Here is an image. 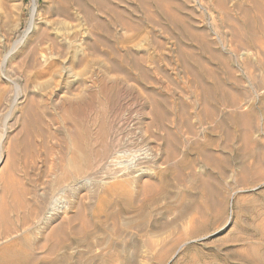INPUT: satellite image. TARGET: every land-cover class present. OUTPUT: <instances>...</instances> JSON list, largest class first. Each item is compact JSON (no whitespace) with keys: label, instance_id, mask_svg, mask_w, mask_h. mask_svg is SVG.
I'll return each mask as SVG.
<instances>
[{"label":"rangeland","instance_id":"obj_1","mask_svg":"<svg viewBox=\"0 0 264 264\" xmlns=\"http://www.w3.org/2000/svg\"><path fill=\"white\" fill-rule=\"evenodd\" d=\"M31 17L32 0H0V169L9 159L4 185L26 194L0 232L24 228L62 187L58 163L70 144L63 91L90 78L95 92L106 85L111 95L68 118H103L108 142L129 135L154 143L162 162L169 141L176 153L206 144L211 159L196 170L211 178L210 191L191 166L178 180L168 162L144 179L135 212L101 205L115 182L78 186L66 197L76 207L62 224L65 246L54 255L32 250L34 264H263L253 258L257 243L246 240L264 232V0H38L33 31L16 46ZM92 145L88 159L96 162L100 147ZM164 170L167 192L159 189ZM182 235L193 238L180 246Z\"/></svg>","mask_w":264,"mask_h":264},{"label":"bare ground","instance_id":"obj_2","mask_svg":"<svg viewBox=\"0 0 264 264\" xmlns=\"http://www.w3.org/2000/svg\"><path fill=\"white\" fill-rule=\"evenodd\" d=\"M37 14H38V0H32L31 21L27 27L26 33L24 34L22 39L20 41H18L16 46L21 45L30 36L31 32L33 31V27L35 26V19H36ZM55 40H58V39H55ZM52 47L59 50L60 52H63V45L59 44L58 41L52 42ZM86 47H87V45H86ZM15 50H16V48L12 49L9 56L12 55ZM76 79H78V78H76ZM99 81L103 82L104 80L102 79ZM95 82L96 81L91 80L90 78L86 79L85 81L83 80V83H78V81L74 82V83L71 82L70 86L65 88V90L63 91L64 94L68 95V97L65 99V102H67V103H66V107H65L66 109H64V112H65L67 118L66 117L62 118V120L66 124L70 125L69 127L66 128L67 129L66 132L69 133L70 144L68 142H66L69 144V146L67 145L68 146L67 155L66 156H64V155L60 156L59 163H58L60 165V167H59L60 168V174L58 175L59 177L57 180L59 183H62V185H61L62 187H60V190L57 191V194L55 196H53V193H52V196H53L52 197L50 195L51 193L49 192L50 194H48V196L50 195L51 197L45 196L43 200L41 198V200H42L41 205L38 207V210H36V214L33 218V220L34 219L37 220L36 222H33V220L31 219L32 221L29 220L30 223H28L29 221L27 220V223H23L24 228H21V229H19L17 224H16L15 226H17L18 230L13 231L11 229L13 232L8 230L9 229L8 225L12 222H10L8 224V222L10 220L7 219V216H8L7 212L10 213V211H8V210H11L12 206L15 207V209H17L16 206L17 207L20 206L22 198H23L22 196H24L26 194L22 195L21 191L14 190L15 188L13 189V186L12 187H6L4 185L3 181H4V179H6V176L9 174V168H10V163H11L9 159L5 162L4 166L0 169V177H2V181L0 180V226L5 225L4 222L7 219L8 221L6 220V222L8 224L7 225L8 227L6 229H7V232L8 231L10 232V233H8V235H5L6 232L4 234L2 233V231L0 232V264H34L35 262H37V258L32 253L34 250H46L44 252H47V254H49V255L57 254L59 252L60 248L61 247L63 248L65 246V243H66L65 231L62 228L63 227L62 224L64 223L65 216L69 214L70 210H72L73 208L76 207V202L72 201V200H68L69 198L66 199V197L68 196L67 194L72 192V190H76V188L78 186L94 185V186L99 187V186H106L107 184L115 182L114 184L112 183L113 185H111V186L108 185L109 186L107 189L108 197L106 199H103L101 205H107L108 203L109 204L114 203L116 206H118V208H120V212L122 210L121 213H123V212L129 213L132 210H133V212H135L136 210L134 211V208H136L135 206L140 201V199H139L140 194H141L140 192H146L147 188L149 187V186H147V184H145L144 179L153 175L154 172L156 173V170L160 169L165 163L166 164L171 163V165L173 164V166H174L173 168H175L174 170H176V172L178 174L176 176V177H178V180H179V178L181 179V177H182L183 169L187 166H191L192 167V171L190 173L191 177L201 181L200 187L202 186V191L205 192V194H206V191H210L209 186H210L211 182H209V180H211V178H209L208 175H207L208 177H205V175L199 174L196 170V168L201 164V162L205 163L207 161L206 163H208V161L211 159L212 154L206 148V144L203 148H197V147H195L197 145V141H193V142H195L194 143L195 145L193 147L190 146V148L185 149V151L181 150L182 152L180 151V153L179 152L176 153V151H174V152L171 151V147L173 148L174 144L172 145L170 143L171 141H169L168 144L170 143L172 146H170V144L169 145L165 144V146H164L165 162H162L159 159V155L162 154V153L159 154V152H160L159 147L161 148V146L156 148L153 146L154 143H153V145L151 143H148L147 145L142 146L140 140L137 141L136 139H134L133 137H131L129 135H126L124 138H121V139L117 138L118 140H116L114 138L109 139V142H108L106 140V137H108V135H107L108 134L107 133L108 128L106 129L104 124L102 123L103 118H92L91 121L89 119V121H90V122H88L89 124H87V122L85 123V121L87 119L83 120L84 118L83 119L79 118V117L78 118H71V117L68 118V116L72 115V113H74L75 115L77 113V115H78L80 107L82 108L83 104L87 103L88 106L91 105V107H92L93 104L98 103V101H101L99 94L105 93L107 96L111 95L110 91L112 90V88H108L104 84H103L104 86H102L100 84L101 86H99V90L97 92H95L94 88H95V86H97ZM114 83H115V81H114ZM14 85H15V88H17V90H19V87L16 86V84H14ZM116 85L118 86V84H116ZM231 95H233V94H231ZM55 96L57 97V100H56L57 103L60 101H63V96L61 93L58 92L55 94ZM15 101H18V98ZM101 105H103V103ZM105 106H107V105H105ZM75 117H77V116H75ZM153 119L155 121V118H153ZM103 121H105V118ZM154 121H152L151 123H153ZM107 124H108V122H107ZM105 125H106V123H105ZM106 127H107V125H106ZM133 127H135V126H133ZM93 128L95 131H93ZM167 134H169V133H167ZM153 135H155V133ZM169 135H171V134H169ZM132 136H135V135H132ZM165 136H167V135H165ZM111 137H113V136L111 135ZM108 138H110V137H108ZM164 139H163V141H164ZM166 139H169V138H166ZM201 139H202V137L199 135L194 140H201ZM89 142H90V144H89ZM144 142H146V141H144ZM151 142H154V141H151ZM92 143H93L95 148H97L98 146L100 147L96 151L95 154L93 153L95 155V158H96L95 159L96 162H94L92 160L94 163L90 162V160L88 159L91 156L88 152V150H89L88 147ZM173 143L176 144V142H173ZM160 145H162V144H160ZM174 149L175 148H173L172 150H174ZM62 150H64V149L62 148ZM161 150H163V149H161ZM177 150L179 151L178 148H177ZM59 152L62 153V151H59ZM217 159L218 158L216 157V160ZM0 162H3V159H1ZM218 162H220V161H218ZM173 168H172V170H173ZM57 170H59V169H57ZM168 170H164V171L160 172L161 175L158 174V175H160V177L162 179V182L161 183L159 182L161 184L159 189H160V191H163V192H167L169 190V187H170L169 183L167 182L168 180L166 181L167 176H169L168 174H170L169 171L171 169L169 171ZM217 172L220 174L219 171H217ZM183 173H185V172H183ZM11 175H13V174H11ZM200 181H198V183ZM7 182L10 183V181H8V180H7ZM15 182H19V181L15 180ZM179 182H181V180ZM184 184H182V185L184 186ZM21 187L23 189L21 188L20 190H24V187L23 186H21ZM55 188H57V186ZM187 188H189V187L187 186ZM25 189H26V187H25ZM215 191H213V192H215ZM207 193L209 194V192H207ZM89 194H91V193H89ZM27 195H28V193H27ZM25 197L26 196H24V198ZM225 200L226 199L224 198V201ZM24 201L25 200H23V204H24ZM26 201H27V199H26ZM140 202H142V201H140ZM8 204H10V205H8ZM14 204H15V206H14ZM31 206H30V208H31ZM140 206H141V204H140ZM36 208L37 207H35V209ZM136 209H138V207ZM19 210H23V209L21 208ZM13 211L15 213L14 208H13ZM24 211H25V209H24ZM17 212L18 211H16V213ZM20 214L21 213L19 212V216H20ZM119 215L120 214H118L117 212L114 211V212H112L110 217L113 220H117L119 218ZM11 216H14L13 212H12ZM10 218H12V217H9V219ZM68 218H70V217H68ZM16 223H17V221H16ZM155 223H156V221H155ZM193 223L194 222L192 221L190 224H193ZM150 224H151V222H150ZM10 225L12 226V224H10ZM15 226H13V228ZM5 227H6V225H5ZM65 228L68 229V227H65ZM2 230H3V228H2ZM34 230L37 231V233H36L37 235H35ZM189 237L190 236H188V235H185V236L182 235L181 237H179L177 239L178 245L182 246V245L186 244L190 239L193 238V236H191L190 238ZM116 241H117V239H116ZM251 241L252 242L255 241L257 243L256 244L257 247H253V249H256L257 251H259V249L264 250V232L254 233L251 238L246 240V243H250ZM119 243H121V242H119ZM124 247L125 246H123L121 243V250L122 251L124 250ZM135 247H137V246L135 245ZM248 247H250V246H248ZM118 249H120V248H118ZM249 251H251V250L249 249ZM257 251L253 252V254L255 255V257L253 256V258L257 262H261V263L264 262V254L262 256H260L259 252L257 253ZM121 254H122V252H121ZM110 258H111L110 261L112 263H114V262L118 261L119 255L117 254V255L112 256ZM52 264H66V259L65 258L58 259V260L55 259L52 261ZM108 264H109V262H108Z\"/></svg>","mask_w":264,"mask_h":264}]
</instances>
